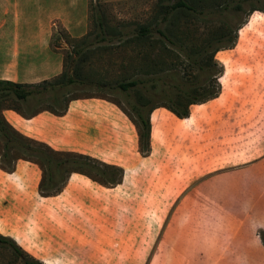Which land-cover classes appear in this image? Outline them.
Wrapping results in <instances>:
<instances>
[{"label": "rangeland", "instance_id": "rangeland-1", "mask_svg": "<svg viewBox=\"0 0 264 264\" xmlns=\"http://www.w3.org/2000/svg\"><path fill=\"white\" fill-rule=\"evenodd\" d=\"M160 2L168 0H88L90 32L85 38H73L56 24L51 44L54 51L62 52L65 69L69 68L71 51L88 43L80 67L90 83L70 85L64 98L103 95L133 112L120 89L96 85L98 80L113 85L126 78L129 70L127 72L125 65L131 60L140 65L145 77L154 67L159 74L186 76L185 80L190 83L195 80L196 94H206L205 83L211 74L197 66H189L184 57L178 59L176 55L181 54L174 45L162 39L165 43L159 42V36L154 34L152 46L134 42L128 47H119L121 39L112 36L127 32L136 25L156 24L155 17L162 7ZM253 7V4L245 3L238 14L227 17L219 13L206 18L196 13L183 15L171 28L181 39V45L190 50L204 42L210 30L222 20L227 19L228 27L232 28L247 18L238 30L236 45L220 50L215 58L232 74H249L254 82L264 81V12L257 9L251 13ZM100 16L108 30L107 40L99 35ZM144 55L149 59L143 58ZM151 59L154 63H150ZM229 71L222 79L225 83ZM176 92L175 88L166 86L165 89H154L147 93L148 108L160 103L169 104L170 97ZM138 94L145 96L140 90L133 91L130 97L136 98ZM11 103L31 112L50 106L52 100L31 97L28 102H18L10 98L8 104ZM261 122L257 141L264 143V115ZM253 131L248 148L240 146L235 164L248 165L247 175L261 191L232 195L234 205H223L229 194L212 192L214 180L199 187V181L207 178L197 175L212 171L198 170L194 164L189 167L188 163L168 164L166 149L161 147L150 161L139 164V176L128 178L123 187L107 184V188L102 189L104 196L101 200L108 205H35L24 214L25 208L20 205L0 204V233L15 239L25 252L45 264H202L201 251L205 246L212 251L221 250L235 234L239 237L237 248L240 252L252 249L254 254L253 258L247 259L241 252L240 264H248V260L264 264V245L259 235L260 229H264V177L258 176L260 170L264 173V153L255 150ZM243 143L241 140L240 145ZM179 148H183L182 141ZM49 206L57 208L56 211H51ZM223 216L238 225H222ZM0 264H18L8 244L3 242H0Z\"/></svg>", "mask_w": 264, "mask_h": 264}, {"label": "crops", "instance_id": "crops-1", "mask_svg": "<svg viewBox=\"0 0 264 264\" xmlns=\"http://www.w3.org/2000/svg\"><path fill=\"white\" fill-rule=\"evenodd\" d=\"M88 17V0H0V79L31 83L61 74L64 56L60 50L54 51L51 44L55 26L60 24L73 38H85L90 32ZM224 68L218 96L192 103L190 116L178 118L163 105L153 108L149 115L151 147L147 154L140 151L134 121L123 107L103 95L74 98L61 115L43 110L23 116L6 107L2 113L14 129L54 150L88 155L121 167L123 179L116 186L123 187L128 178L139 176V164L150 161L159 148L165 147L168 164L188 163L189 167L194 164L198 170L212 171L197 175L207 178L199 181V187L214 180L212 192L229 194L223 205H234L232 195L261 191L249 179L248 165L235 162L240 146L248 148L253 129L255 150L264 153L263 141H257L264 115V81L254 82L249 74H232ZM226 71L229 76L225 83L222 79ZM256 89L259 90L254 93ZM181 141L183 148H179ZM14 164L12 172L0 166V204L20 205L25 208L24 214L35 205H108L101 200L102 189L107 186L83 173L71 172L59 193L42 196L38 190L43 177L40 166L21 158ZM258 176L263 178L264 173L260 170ZM48 208L53 212L57 209ZM220 222L228 226L237 224L225 216ZM238 238L234 234L221 250L212 251L205 246L201 251L202 264H240L241 252L247 259L253 258L252 249L240 252Z\"/></svg>", "mask_w": 264, "mask_h": 264}, {"label": "trees", "instance_id": "trees-1", "mask_svg": "<svg viewBox=\"0 0 264 264\" xmlns=\"http://www.w3.org/2000/svg\"><path fill=\"white\" fill-rule=\"evenodd\" d=\"M160 3L162 7L160 13L155 17L156 21L158 20L156 24L136 25L127 32L112 34V36L117 35L121 39V43L118 46L128 47L134 42L142 46L147 43L152 46L154 43L152 41L153 35L156 34L159 36V42H163L164 44L167 41L178 49V52L181 54L176 55L178 59L184 57L189 66L194 65L200 68V70H206L211 74V77L205 83L207 89L204 90H207V93L199 95L195 92V80L190 83L185 80L186 76H178L177 74L168 75L167 73L159 74L154 67L151 70L149 69L147 77H145L141 74L142 69L140 65L131 60L125 65L127 72L128 70L130 72H128L126 78L115 82L113 85L109 81H96V85L100 88H118L125 94L133 112L127 111L124 107L123 109L134 121L139 133L140 151L142 154H147L151 147L149 115L153 108L163 105L178 118H185L190 116V106L192 103H203L218 96L221 90L219 78L224 73V68L222 63L215 58V54L220 50H224V48H233L236 45L239 37L238 30L247 21V18L237 22L232 28L228 27L229 22L227 19L222 20L217 27L210 30L204 42L196 44L190 50L186 46L181 45V39L175 35L174 30L171 28L176 25V21L181 16H188L192 13L199 14L203 18L209 17L214 13L222 14L225 17L229 14L236 15L243 9L245 3L255 6L251 9V13L257 9L264 12V0H168V2ZM98 25L100 27L99 35H101L102 39L107 40L109 38L107 36L108 30L102 16L99 17ZM109 33L111 34V32ZM124 37L126 38L124 39ZM215 43L216 45L214 46ZM213 46L214 48H211ZM87 47L86 45H82L71 51L69 68H64L61 74L51 79L31 83H18L8 81L7 79H0V166L4 170L12 172L15 169L14 163L17 159L21 158L37 163L43 171V177H41L38 186L39 193L42 196H53L59 193L71 172L83 173L102 185H116L123 179V169L121 167L103 163L101 160L94 159L88 155L73 153L67 150H54L47 143L26 137L14 129L2 113L6 107L17 110L23 116H31L43 110H49L56 115L63 114L68 108L69 101L78 97L69 96L64 98V95L68 92V87L75 84L90 83L83 76L82 68L80 67V63L83 60V51ZM143 58L149 59L147 55H144ZM151 60L150 63H154V60ZM179 62L182 64V61ZM213 69L215 73L212 74ZM165 86L167 88H175L177 91L176 95L170 97L171 102L169 104H156L148 108L147 93L149 94L159 87L165 89ZM140 90L145 92V96L138 94L136 98L132 99L130 97L133 91L137 93ZM61 94H63V97L61 96L60 98L59 95ZM31 97L49 98L52 100V104L31 112L22 109L14 103L8 104L10 98L18 102H28L31 100ZM120 175L121 177L118 178ZM259 235L264 245V229H260ZM14 240L12 237L3 236L0 233V242L8 244L15 262L18 264H45L43 260L25 252Z\"/></svg>", "mask_w": 264, "mask_h": 264}]
</instances>
